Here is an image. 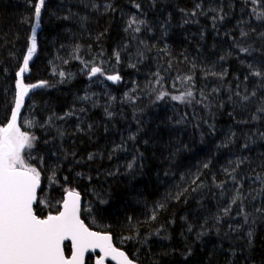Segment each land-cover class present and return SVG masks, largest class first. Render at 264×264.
Listing matches in <instances>:
<instances>
[{
    "label": "trees",
    "instance_id": "16d2710c",
    "mask_svg": "<svg viewBox=\"0 0 264 264\" xmlns=\"http://www.w3.org/2000/svg\"><path fill=\"white\" fill-rule=\"evenodd\" d=\"M36 2L0 0V127L36 25L23 82L46 83L19 126L45 210L76 190L140 264H264V0H45L39 20Z\"/></svg>",
    "mask_w": 264,
    "mask_h": 264
},
{
    "label": "snow or ice",
    "instance_id": "6c2138e0",
    "mask_svg": "<svg viewBox=\"0 0 264 264\" xmlns=\"http://www.w3.org/2000/svg\"><path fill=\"white\" fill-rule=\"evenodd\" d=\"M252 2L256 3L257 0ZM44 5L45 0H37L34 5V15L37 20L41 16ZM257 19H264V13L259 14ZM136 23L135 19L130 20L128 29L138 32L140 30L138 26L132 28ZM139 23L144 22L139 21ZM35 31L36 25L32 29L27 53L23 57V65L16 73L15 106L10 120L6 126L0 127V264H84L85 253L95 249H99L101 253L96 264H104L106 258L116 261V264H135L125 252L113 246L112 237L109 234L92 231L86 226L80 215V194L74 189L66 190L62 210L57 215L49 214L41 218L34 212L33 205L37 202L41 172L28 163L24 152L25 149L34 148L37 137L21 130L18 117L30 89L44 86L46 83L26 85L23 82V74L29 71V61L37 49ZM242 35L245 34L242 33ZM240 51L247 52L248 49L241 48ZM117 60H119L118 54ZM97 73L104 75L102 68L93 67L90 76H95ZM60 75L63 77L64 73ZM252 75L264 80V72L253 71ZM106 78L113 82L121 79L119 75H108ZM165 95L167 93L161 92L157 99H163ZM236 95L239 96L240 93ZM255 95L256 92L253 91L251 96ZM192 96V91H187L171 98L184 102L186 98ZM84 99L89 98L84 97ZM241 100L249 101L250 96H241ZM257 112L264 113V102L257 107ZM257 118L253 115L254 120ZM31 124L32 122L29 121L28 125ZM88 158L93 159V155L90 154ZM132 167L133 162H130L128 168ZM238 199H240L239 194L232 198V203H236ZM105 202L101 200V203ZM258 211H264V209H258ZM245 222H247V216H245ZM248 235L251 238L252 233L249 232ZM68 240L71 241L70 258L65 255L64 250V242Z\"/></svg>",
    "mask_w": 264,
    "mask_h": 264
},
{
    "label": "water",
    "instance_id": "95a60500",
    "mask_svg": "<svg viewBox=\"0 0 264 264\" xmlns=\"http://www.w3.org/2000/svg\"><path fill=\"white\" fill-rule=\"evenodd\" d=\"M110 81V80H109ZM111 82H113V81H111ZM36 88H32V89H30V91H29V94L25 97V99H24V103H23V105H22V107H21V111H20V115H19V117H18V124H19V120H20V117H21V114H22V112L24 111V109H25V103H26V100H27V98L29 97V95L35 90ZM11 117V116H10ZM10 120V119H9ZM6 126V125H5ZM41 187H42V180H41V183H40V187L37 189V199H38V193L40 192V189H41ZM77 192V191H76ZM66 195V192H65V194H64V196ZM64 196H63V198H64ZM80 199H81V213H82V196L80 195ZM62 203H63V200H62V202L60 203V209H59V211L60 210H62ZM34 205H35V203H34ZM34 205H33V209H34ZM58 211V212H59ZM34 212H35V209H34ZM58 212L57 213H52L51 215H57L58 214ZM81 213H80V215H81ZM49 215V214H48ZM42 218V217H41ZM81 219H82V217H81ZM83 220V219H82ZM84 221V220H83ZM85 223V222H84ZM86 224V223H85ZM87 226V225H86ZM90 228V227H89ZM90 230H92V231H95V230H93V229H91L90 228ZM101 233H105V232H101ZM107 234H109L111 237H112V235L110 234V233H107ZM112 242H113V238H112ZM66 243H68L70 246V250H71V241L70 240H68V241H65L64 242V245L66 244ZM113 246L114 247H116V248H118L120 251H123V252H125L123 249H121V248H119V247H117L115 244H114V242H113ZM94 252H98V253H100L99 252V249H95V250H90V251H88V252H86L85 253V257H86V255L87 254H92V253H94ZM125 254L127 255V253L125 252ZM65 255L67 256V257H69L70 258V256H71V251H70V253L69 254H67L66 253V251H65ZM100 255H101V253H100ZM128 256V255H127ZM129 257V256H128ZM130 258V257H129ZM85 259V258H84ZM131 259V258H130ZM106 261L107 262H110L111 264H116V261H113V260H111L110 258H106L105 259V262H104V264H107L106 263ZM134 261V260H133ZM135 262V264H140V263H138V262H136V261H134ZM94 264H96V261H95V263Z\"/></svg>",
    "mask_w": 264,
    "mask_h": 264
},
{
    "label": "rangeland",
    "instance_id": "374dc122",
    "mask_svg": "<svg viewBox=\"0 0 264 264\" xmlns=\"http://www.w3.org/2000/svg\"><path fill=\"white\" fill-rule=\"evenodd\" d=\"M41 201H42V195H39L38 200H37V202H36V204L34 206V209H35V211H38L39 209H41V211H42L41 213H44L43 216H45L49 212H47L45 210V202L44 201L41 202ZM38 216L39 217H43V216H40V215H38ZM69 246H70L69 244L66 245V249H65L66 253L71 251ZM86 264H93L92 258H90V257L87 258Z\"/></svg>",
    "mask_w": 264,
    "mask_h": 264
},
{
    "label": "flooded vegetation",
    "instance_id": "af4514ba",
    "mask_svg": "<svg viewBox=\"0 0 264 264\" xmlns=\"http://www.w3.org/2000/svg\"><path fill=\"white\" fill-rule=\"evenodd\" d=\"M42 187H43V185H42ZM42 187H41V189H42ZM41 189H40V192L38 193V197H39V195H42L41 194ZM65 194V193H64ZM64 194H63V196H64ZM63 196H62V200H63ZM38 200V199H37ZM62 200H61V202H62ZM42 201H43V195H42ZM60 202V203H61ZM36 204V203H35ZM35 206V205H34ZM59 209H60V207H59ZM59 211V210H58ZM58 211H56V212H53V211H47V212H49V213H47L45 216H43L42 218H44V217H46L48 214H52V213H57ZM37 211H35V213H36ZM40 212H42L41 210H39V213ZM42 214H44V213H42ZM94 230V229H93ZM96 231V230H95ZM98 232H100V231H98ZM102 232V231H101ZM113 238V237H112ZM66 245H67V243L65 244V249H66ZM64 249V250H65ZM69 254V253H68ZM99 255H100V253H98V252H94V253H92V254H87L86 255V257H85V259H84V264H86V260H87V258H92V261H93V264L95 263V261L98 259V257H99ZM106 263L107 264H111L110 262H107L106 261Z\"/></svg>",
    "mask_w": 264,
    "mask_h": 264
},
{
    "label": "bare ground",
    "instance_id": "6f19581e",
    "mask_svg": "<svg viewBox=\"0 0 264 264\" xmlns=\"http://www.w3.org/2000/svg\"><path fill=\"white\" fill-rule=\"evenodd\" d=\"M37 26H38V25H37ZM37 29H38V28H37ZM128 33H129V32H128ZM157 42H158V41H157ZM159 42H160V41H159ZM144 44H145V43H144ZM139 45H140V44H139ZM28 98H29V97H28ZM28 98H27V99H28ZM10 116H11V115H10ZM235 162H236V161H235Z\"/></svg>",
    "mask_w": 264,
    "mask_h": 264
}]
</instances>
